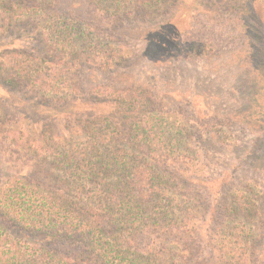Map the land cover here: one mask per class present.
<instances>
[{
	"label": "trees",
	"instance_id": "trees-1",
	"mask_svg": "<svg viewBox=\"0 0 264 264\" xmlns=\"http://www.w3.org/2000/svg\"><path fill=\"white\" fill-rule=\"evenodd\" d=\"M66 1L0 0V264H264L248 201L216 226L193 187L191 120L141 85L86 91L129 55ZM86 1L108 26L174 3Z\"/></svg>",
	"mask_w": 264,
	"mask_h": 264
},
{
	"label": "rangeland",
	"instance_id": "rangeland-1",
	"mask_svg": "<svg viewBox=\"0 0 264 264\" xmlns=\"http://www.w3.org/2000/svg\"><path fill=\"white\" fill-rule=\"evenodd\" d=\"M82 1L78 8L72 0L66 5L129 55L112 70L87 66L86 91L112 82L141 85L191 120L189 143L205 164L199 173L210 178L198 174L193 187L210 196L216 226L232 225L233 200L246 199L253 211L248 222L264 250V0H173L164 14L111 26ZM17 30L23 47L33 50L26 37L31 24Z\"/></svg>",
	"mask_w": 264,
	"mask_h": 264
}]
</instances>
